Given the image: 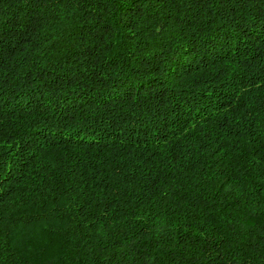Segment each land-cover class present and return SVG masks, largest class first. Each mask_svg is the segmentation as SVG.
I'll return each mask as SVG.
<instances>
[{
    "label": "trees",
    "instance_id": "1",
    "mask_svg": "<svg viewBox=\"0 0 264 264\" xmlns=\"http://www.w3.org/2000/svg\"><path fill=\"white\" fill-rule=\"evenodd\" d=\"M0 264H264V0H0Z\"/></svg>",
    "mask_w": 264,
    "mask_h": 264
}]
</instances>
